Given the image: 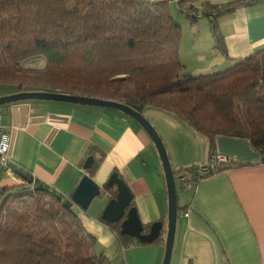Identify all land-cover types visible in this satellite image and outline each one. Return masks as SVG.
Segmentation results:
<instances>
[{
    "label": "trees",
    "instance_id": "16d2710c",
    "mask_svg": "<svg viewBox=\"0 0 264 264\" xmlns=\"http://www.w3.org/2000/svg\"><path fill=\"white\" fill-rule=\"evenodd\" d=\"M253 1L206 2L202 12L182 5L193 22L209 17L216 47L233 61L223 70L193 74L181 60L182 26L168 1L0 0V82L17 83L20 91L118 101L141 113L146 106L163 108L212 148L220 135L244 138L264 160V48L242 58L228 56L219 22ZM36 58L44 67L26 65ZM95 169L93 164L88 172ZM173 171L178 180L196 169ZM17 173L22 183L0 186V264H127L97 252L98 239L72 195L32 173ZM114 188L107 182L103 190ZM101 221L120 248L146 244L123 234L122 221ZM164 241L162 235L154 243Z\"/></svg>",
    "mask_w": 264,
    "mask_h": 264
},
{
    "label": "crops",
    "instance_id": "0c3cea01",
    "mask_svg": "<svg viewBox=\"0 0 264 264\" xmlns=\"http://www.w3.org/2000/svg\"><path fill=\"white\" fill-rule=\"evenodd\" d=\"M234 1L185 0L181 5H169L187 27L182 5L202 12L206 2L223 6ZM204 17L189 25L195 40L186 59L181 53L183 43L180 48L181 60L187 69L192 67L193 74L223 70L233 62L216 47L210 19L202 22ZM219 22L228 56L242 58L264 48V0L240 6ZM209 39L210 50L206 46ZM19 91H1L0 96ZM6 111L9 155L15 172L0 173V186L22 183L17 173L22 170L71 196L86 175L104 189L116 172L132 192L131 206L136 208L145 232L156 221H163L161 236L166 239L169 196L163 164L154 141L138 121L117 109L47 100L14 102ZM142 114L160 134L174 170L211 162L215 152L231 160L225 170L191 187H181L176 179L179 214L171 264H264L261 153L247 139L223 135L216 137L212 148L205 136L163 108L146 106ZM90 157V167L96 165L92 174L85 168ZM193 176L196 178V173ZM115 189L102 190L87 210L77 205L87 229L105 252L117 255V261L124 258L127 264H163L165 243L120 248L113 230L101 221L110 199L115 198Z\"/></svg>",
    "mask_w": 264,
    "mask_h": 264
},
{
    "label": "water",
    "instance_id": "95a60500",
    "mask_svg": "<svg viewBox=\"0 0 264 264\" xmlns=\"http://www.w3.org/2000/svg\"><path fill=\"white\" fill-rule=\"evenodd\" d=\"M25 100H47L117 109L131 116L142 125V127L150 135L158 149L167 181L169 207L163 264H171L179 214L178 191L174 171L171 166L166 146L160 134L153 127V125L144 117L141 112L118 101L106 100L96 97H87L82 95H73L62 92L19 91L11 95L0 96V106L9 105L14 102ZM92 161V157L87 160L85 164L86 169L90 168V164ZM108 186H116L118 193L115 198L110 199L109 203L102 213V219L109 223L122 221V233L125 235L136 237L142 243L151 244L157 241L163 231V221H156L155 223H153L151 225L150 231L146 233L145 228L138 216L136 208L131 206L133 195L127 183L118 175V173L115 172L109 178ZM102 190L103 189L98 184H96L91 177L86 175L75 189L74 193L72 194V198L79 207L87 210L92 200L102 194Z\"/></svg>",
    "mask_w": 264,
    "mask_h": 264
},
{
    "label": "built area",
    "instance_id": "2783aa9c",
    "mask_svg": "<svg viewBox=\"0 0 264 264\" xmlns=\"http://www.w3.org/2000/svg\"><path fill=\"white\" fill-rule=\"evenodd\" d=\"M168 2L179 5L180 0H168ZM7 106H0V173L13 175L15 170L11 166V158L9 155L10 149V134L9 127L5 123L7 114ZM231 160L228 156L215 152L212 154L211 162H201L192 167L196 169V178L192 175H182L179 177L178 182L181 187H191L196 185L201 179L215 175L227 168Z\"/></svg>",
    "mask_w": 264,
    "mask_h": 264
},
{
    "label": "rangeland",
    "instance_id": "374dc122",
    "mask_svg": "<svg viewBox=\"0 0 264 264\" xmlns=\"http://www.w3.org/2000/svg\"><path fill=\"white\" fill-rule=\"evenodd\" d=\"M172 8V7H171ZM174 16H175V18L178 20V22H180V20L178 19L179 18V16H178V18L176 17L177 15H175V14H173ZM205 19H202L201 21L202 22H204V21H208V19H206L207 17H204ZM182 20L185 22V20L187 21V22H185V24H187V27L185 26V25H183V23L182 22H180V24H181V26H182V43H183V46H182V50H181V53H182V56H183V58L184 59H186L187 58V56L188 55H190V53L192 52V51H189V50H187V49H189V48H192V46H193V42H194V40H195V33H193L192 31H191V29L189 28V25L191 24V23H193V21L192 20H190L189 18H182ZM182 45V44H181ZM206 46H207V48L210 50V49H212V45H211V40L209 39V41H207V43H206ZM26 65H28V66H31V67H35V68H42V67H44V65H45V62H44V60L43 59H41V58H36V59H33V60H31V61H29ZM192 67H188V72H191V69ZM191 69V70H190ZM12 89H15V90H17L18 89V84L17 83H4V82H0V92L1 91H3V92H6V91H9V90H12ZM8 95H11V94H8ZM5 96V95H4ZM180 195H181V192H180ZM180 203H182V201H180ZM97 249V252H101V253H105L107 256H109V258H111L113 261L115 260L116 261V259H115V255L116 254H114L113 255V253H107V252H105V250H104V248L103 247H101V246H97L96 247ZM122 252V251H121ZM120 252V253H121ZM117 256V255H116Z\"/></svg>",
    "mask_w": 264,
    "mask_h": 264
}]
</instances>
